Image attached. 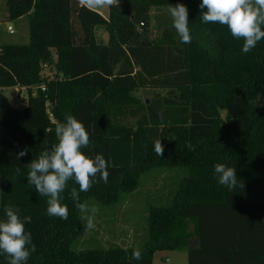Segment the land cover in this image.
<instances>
[{
	"label": "trees",
	"instance_id": "16d2710c",
	"mask_svg": "<svg viewBox=\"0 0 264 264\" xmlns=\"http://www.w3.org/2000/svg\"><path fill=\"white\" fill-rule=\"evenodd\" d=\"M179 3L189 11L191 43H182L168 21L152 31L151 7ZM201 3L121 0L104 16L80 0H6L9 19L27 16L28 40L0 42V220L10 202L31 216L26 231L37 250L27 264H152L161 248H185L187 264H264V39L242 53L243 38L226 25L202 23L207 9ZM96 26L108 31L106 43L97 39ZM44 64L53 65L52 76L42 73ZM16 84L26 87L22 106L2 91ZM140 87L165 92L141 100L134 94ZM68 115L90 131L83 151L102 153L109 163L108 182L80 193L81 203L116 201L150 167H187L170 202L149 207L142 244L72 247L83 230L70 196L79 185L70 181L62 194L69 208L64 220L48 216L47 197L28 184L26 165L58 142L55 125ZM126 116L135 119L137 147L122 154ZM24 149L27 155L17 159ZM217 163L235 167L242 187L220 185ZM136 248L143 250L141 260L132 259ZM0 264H7L6 255Z\"/></svg>",
	"mask_w": 264,
	"mask_h": 264
},
{
	"label": "clouds",
	"instance_id": "9594fccd",
	"mask_svg": "<svg viewBox=\"0 0 264 264\" xmlns=\"http://www.w3.org/2000/svg\"><path fill=\"white\" fill-rule=\"evenodd\" d=\"M89 9L116 6L117 0H82ZM200 9L202 23H216L226 25L231 35L243 38L242 53L247 54L264 39V0H202ZM172 24L182 43H191L192 34L189 27V11L185 4L170 5ZM163 117V113H158ZM56 144L42 151L26 165L28 184L34 186L39 196L47 197V215L68 219V205L62 203L63 193L68 191L69 182L79 185L71 187L70 196L76 208L87 221L85 230L94 229V219L99 209L89 207L80 202V193L88 192L93 184L108 182L110 175L109 163L101 154L87 155L84 149L89 147L90 131L84 123L74 115H68L65 122L55 125ZM154 151L157 156H163L164 146L161 139L154 140ZM27 155V149L21 150L17 159ZM19 172V169H17ZM214 172L218 183L229 191L242 187L237 177L235 167L224 163L214 165ZM6 219L0 220V254L7 257V264H27L32 253L36 252L32 233L26 231V224L31 223V216L21 215V209L11 202L4 208ZM143 250L136 248L132 252V259L141 260Z\"/></svg>",
	"mask_w": 264,
	"mask_h": 264
},
{
	"label": "rangeland",
	"instance_id": "374dc122",
	"mask_svg": "<svg viewBox=\"0 0 264 264\" xmlns=\"http://www.w3.org/2000/svg\"><path fill=\"white\" fill-rule=\"evenodd\" d=\"M176 6V5H171ZM106 7V6H105ZM151 23L153 28L159 31L158 24L163 26L169 22L171 26L172 17L170 5H164L158 9L152 8ZM156 20L154 21V14ZM158 24L155 25V23ZM8 23L12 24L11 31ZM24 27H27V17L22 19H9L6 0H0V42H25L21 38ZM54 68L52 64H44L42 73L52 76ZM43 85H41L42 87ZM44 87V86H43ZM165 89L138 88L134 91L137 97L144 100L151 96L153 92ZM4 93L10 98V102L15 106H22L26 102V88L19 89L11 85L4 87ZM224 113V111H222ZM122 123L128 127L129 137L126 142H122L119 151L122 154L132 152L137 145L131 138L134 117H123ZM187 173V167L182 165L174 166H153L140 173L138 184L131 190L121 191L116 201L105 203L94 197L85 198L82 203H87L89 207L95 206L99 209L95 216L94 229L85 230L83 214L79 212L83 230L81 234L72 241L74 248L107 247L112 244L122 246L140 245L148 235L147 212L151 205H166L170 202L174 191L179 185L180 178ZM197 239L190 238V244H195ZM153 264H187V252L185 248L156 249L153 253Z\"/></svg>",
	"mask_w": 264,
	"mask_h": 264
},
{
	"label": "crops",
	"instance_id": "0c3cea01",
	"mask_svg": "<svg viewBox=\"0 0 264 264\" xmlns=\"http://www.w3.org/2000/svg\"><path fill=\"white\" fill-rule=\"evenodd\" d=\"M81 2H82V0H80ZM117 1H121V0H117ZM153 7H151V9H150V17H151V11L153 10L152 9ZM94 9H96V10H98L100 13H102L104 16H107L108 15V11H109V6H106V7H103V8H94ZM26 15H22V16H19V17H17L18 19H22L23 17H25ZM27 17V16H26ZM154 18H155V14H154ZM154 21H155V19H154ZM7 25H11L12 27H13V29H14V31H12V32H10V33H13V32H15L16 30H15V28H14V26L12 25V24H10V23H8ZM151 25H152V23H151ZM153 28V27H152ZM152 31H153V33L155 34V33H159V31L158 30H156L155 28H153L152 29ZM22 36H21V38L23 39V40H25V41H27L28 40V23H27V27H24V29H23V31H22ZM95 33H96V37H97V39L98 40H100V41H102V42H104V43H106L107 41H108V31L103 27V26H96L95 27ZM55 56H56V54L54 53L53 54V57L55 58ZM11 86V85H10ZM14 86H17L18 87V91H19V89H22L23 87L24 88H26L24 85H22V86H20V85H14ZM4 87H6V86H3L2 87V91L4 92ZM141 88V87H140ZM142 88H150V87H142ZM151 89H154V88H151ZM6 96H7V98H8V100H9V102H10V98H9V96L7 95V94H5ZM149 97L150 96H148V97H146L145 99H149ZM11 103V102H10ZM12 104V103H11ZM22 105H24V103L22 104ZM152 264H153V262H152Z\"/></svg>",
	"mask_w": 264,
	"mask_h": 264
},
{
	"label": "built area",
	"instance_id": "2783aa9c",
	"mask_svg": "<svg viewBox=\"0 0 264 264\" xmlns=\"http://www.w3.org/2000/svg\"><path fill=\"white\" fill-rule=\"evenodd\" d=\"M8 29H10V31L12 30L10 25H8ZM42 88L44 87L42 86ZM48 113H49V116L52 118V113L49 110H48Z\"/></svg>",
	"mask_w": 264,
	"mask_h": 264
}]
</instances>
